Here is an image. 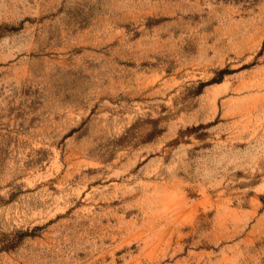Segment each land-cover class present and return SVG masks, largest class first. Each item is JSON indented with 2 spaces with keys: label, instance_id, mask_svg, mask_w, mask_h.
<instances>
[{
  "label": "rangeland",
  "instance_id": "obj_1",
  "mask_svg": "<svg viewBox=\"0 0 264 264\" xmlns=\"http://www.w3.org/2000/svg\"><path fill=\"white\" fill-rule=\"evenodd\" d=\"M0 264H264V0H0Z\"/></svg>",
  "mask_w": 264,
  "mask_h": 264
}]
</instances>
